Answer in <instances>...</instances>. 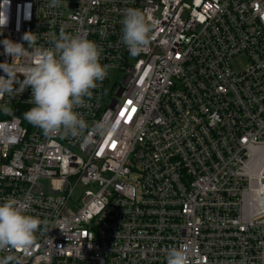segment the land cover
Instances as JSON below:
<instances>
[{"label":"built area","instance_id":"built-area-1","mask_svg":"<svg viewBox=\"0 0 264 264\" xmlns=\"http://www.w3.org/2000/svg\"><path fill=\"white\" fill-rule=\"evenodd\" d=\"M0 0V39L79 34L106 78L76 109L116 134L45 137L24 119L30 88L0 98V200L41 220L13 264H264V0ZM150 43L130 55L122 13ZM247 65L235 71L231 61ZM30 54L14 61L18 76ZM0 62L11 63L0 46ZM111 71L123 74L107 89ZM0 74H3L0 72ZM22 79V77H20Z\"/></svg>","mask_w":264,"mask_h":264},{"label":"clouds","instance_id":"clouds-1","mask_svg":"<svg viewBox=\"0 0 264 264\" xmlns=\"http://www.w3.org/2000/svg\"><path fill=\"white\" fill-rule=\"evenodd\" d=\"M6 2V0H5ZM61 0H49L48 7H59ZM3 8V4H0ZM6 17L0 11V28ZM121 43L130 55L136 56L150 43L153 24L138 9L127 8L122 13ZM19 42L0 39L3 54L11 63L0 62V98L22 93L30 88L32 104L23 115L24 119L39 128L45 137H71L88 142L92 137L103 138L118 131L113 121H96L89 125L76 109L85 106V98L107 76V65L100 63L101 49L93 41L79 34L69 35L63 31L44 47L36 43V35L26 32ZM31 59L18 76L14 61L29 55ZM22 77V79L20 78ZM0 112L7 114L9 108L0 105ZM25 205L6 198L0 200V251L23 250L34 242V234L42 223L35 216L26 214ZM15 257H0V264H13ZM166 264H188L183 249L170 247Z\"/></svg>","mask_w":264,"mask_h":264},{"label":"rangeland","instance_id":"rangeland-1","mask_svg":"<svg viewBox=\"0 0 264 264\" xmlns=\"http://www.w3.org/2000/svg\"><path fill=\"white\" fill-rule=\"evenodd\" d=\"M247 63L248 62L246 58H244L243 56H237L231 61L232 68L237 72L242 71L246 67ZM122 78L123 74L116 71H111L107 89H110L114 82H121Z\"/></svg>","mask_w":264,"mask_h":264}]
</instances>
